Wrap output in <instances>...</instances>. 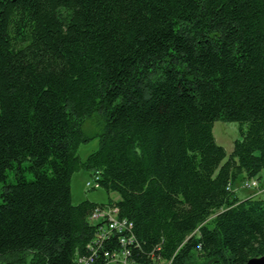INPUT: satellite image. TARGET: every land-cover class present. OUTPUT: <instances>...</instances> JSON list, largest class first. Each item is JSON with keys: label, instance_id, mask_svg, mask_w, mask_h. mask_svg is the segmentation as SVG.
I'll return each instance as SVG.
<instances>
[{"label": "trees", "instance_id": "1", "mask_svg": "<svg viewBox=\"0 0 264 264\" xmlns=\"http://www.w3.org/2000/svg\"><path fill=\"white\" fill-rule=\"evenodd\" d=\"M218 120L238 124L228 155ZM81 169L117 199L73 205ZM262 171L264 0H0V264H246ZM114 207L130 232L95 245Z\"/></svg>", "mask_w": 264, "mask_h": 264}, {"label": "rangeland", "instance_id": "2", "mask_svg": "<svg viewBox=\"0 0 264 264\" xmlns=\"http://www.w3.org/2000/svg\"><path fill=\"white\" fill-rule=\"evenodd\" d=\"M83 130L86 132L87 136L92 138L88 142L82 143L77 150V155L79 156L81 161H84L88 155L98 149V137L96 136V134L98 133V128L95 126V119L86 121L83 125ZM212 132L216 143L224 148L227 155L232 151L233 142L240 139L241 137L238 129V124L223 122L220 120L213 123ZM91 174L92 173L86 172L82 169L73 173L70 182L72 204L76 205L84 200H88L95 204H106L109 199L116 200V194L108 195L101 188L90 190L86 188V184L90 183L93 180V175ZM8 182H14L11 175H9L8 177ZM241 184V181H236L232 186V189L239 199L248 198L253 193V190L244 189L242 188ZM1 186L2 184H0V193L2 191ZM259 187H264V171H262L260 174ZM258 191L259 193L255 195V198L263 199L264 192H260V189Z\"/></svg>", "mask_w": 264, "mask_h": 264}, {"label": "built area", "instance_id": "3", "mask_svg": "<svg viewBox=\"0 0 264 264\" xmlns=\"http://www.w3.org/2000/svg\"><path fill=\"white\" fill-rule=\"evenodd\" d=\"M99 176L97 173L93 175V180L90 183L86 184L87 189H97L99 188L98 183ZM245 189H258V184L255 179L246 181L242 185ZM117 212L118 209L114 208H104V209H95L94 212L90 215L88 221L92 225H98V233L93 241L95 245H99L103 241H106L108 237L111 235H121L124 231H129L131 229V224L127 223L126 221H119L117 219ZM132 238H129V243L131 242ZM121 244L124 246L125 242L124 239H120ZM96 255V252H94ZM129 256L128 251L124 250L123 252L119 253L118 255L112 256H105L107 261L105 264H129L127 257ZM78 264H94V256H89L86 258L78 259Z\"/></svg>", "mask_w": 264, "mask_h": 264}, {"label": "water", "instance_id": "4", "mask_svg": "<svg viewBox=\"0 0 264 264\" xmlns=\"http://www.w3.org/2000/svg\"><path fill=\"white\" fill-rule=\"evenodd\" d=\"M246 264H264V256L250 259Z\"/></svg>", "mask_w": 264, "mask_h": 264}, {"label": "flooded vegetation", "instance_id": "5", "mask_svg": "<svg viewBox=\"0 0 264 264\" xmlns=\"http://www.w3.org/2000/svg\"><path fill=\"white\" fill-rule=\"evenodd\" d=\"M194 264H196V263H194ZM197 264H201V263H197Z\"/></svg>", "mask_w": 264, "mask_h": 264}]
</instances>
